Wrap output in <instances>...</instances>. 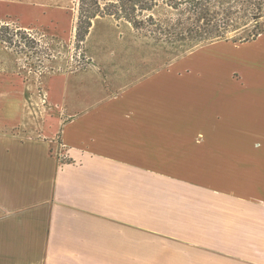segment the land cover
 Wrapping results in <instances>:
<instances>
[{
	"label": "crops",
	"instance_id": "obj_1",
	"mask_svg": "<svg viewBox=\"0 0 264 264\" xmlns=\"http://www.w3.org/2000/svg\"><path fill=\"white\" fill-rule=\"evenodd\" d=\"M56 10L0 0V25L45 45ZM123 31L94 19L87 67L35 81L0 43V264H264V50L204 86Z\"/></svg>",
	"mask_w": 264,
	"mask_h": 264
},
{
	"label": "rangeland",
	"instance_id": "obj_2",
	"mask_svg": "<svg viewBox=\"0 0 264 264\" xmlns=\"http://www.w3.org/2000/svg\"><path fill=\"white\" fill-rule=\"evenodd\" d=\"M22 1L29 5L43 4L55 6V9H59L58 11L56 10L57 15L59 14V27L57 30L60 31L59 33L64 31V33L55 38L45 36V39H42L45 45H39L34 39L28 37L26 33L17 31L21 33V35L17 34L15 36L14 33H11L16 32L13 26L0 25V38H5L6 36V38H11L12 40L11 44L2 43L1 41L0 43L18 53H21V62L24 66V70L30 73V81H35L37 77L41 76L40 74L46 72L85 69L89 61H87L84 55V42L82 45H78L75 41L77 0ZM219 1L225 3L232 0ZM151 14L155 18L175 15L174 12L163 5L156 7ZM260 16V25L264 27V6L261 9ZM47 18V14L41 16L40 21L47 20ZM105 18L112 19L117 26L120 25L124 30L122 35L126 36L128 30L136 42L140 41V45L136 46L134 50L127 47V45H125V47H127L125 49H122L120 48V45H117V54H142V56L146 54V57H151L152 63L157 68L165 65H170L174 68H182L185 72L183 75L185 82L197 81L196 83L203 84L204 86H210L212 83L216 82V79H213V76L210 75L209 72L213 70L215 73L217 69H226V63L234 56L238 54H251L256 51L264 50V37L260 39L258 43L254 44L253 47L233 48L231 45L224 43L228 42L234 44L231 41H216V43L212 42V44L205 43L196 45L184 43L170 46L163 43H157L152 39L134 33L132 28L122 20L116 21L111 17ZM253 24L254 23L249 24L247 22L240 24L238 29L235 32H232V36L234 35L236 39H239L240 35L246 36V33L252 29ZM5 28L8 29V32H5ZM100 30H108V26L101 21L97 23L95 34H98ZM22 38H24V40ZM26 43H30V48ZM109 45L113 46V42L110 41ZM200 68L201 70H204L202 75H191L193 74L192 72H195ZM228 69L229 68H227V70ZM39 72L41 73L39 74ZM34 73L36 74L35 76L32 75ZM180 76L182 75H179V77ZM222 77V83L225 82L224 84H228V82H230L228 75L225 77L223 75ZM231 78L234 80L238 79L234 73L231 75Z\"/></svg>",
	"mask_w": 264,
	"mask_h": 264
},
{
	"label": "trees",
	"instance_id": "obj_3",
	"mask_svg": "<svg viewBox=\"0 0 264 264\" xmlns=\"http://www.w3.org/2000/svg\"><path fill=\"white\" fill-rule=\"evenodd\" d=\"M159 5L175 15L153 17L152 11ZM263 6L264 0H77L75 41L83 44L94 19L111 17L126 22L142 37L170 46L216 41L242 44L264 33L260 25ZM244 22L254 23L252 29L236 39L232 32ZM4 30L8 32L7 28ZM11 33L21 35L17 31ZM0 41L11 44L12 40L5 36ZM27 45L30 48V43Z\"/></svg>",
	"mask_w": 264,
	"mask_h": 264
},
{
	"label": "built area",
	"instance_id": "obj_4",
	"mask_svg": "<svg viewBox=\"0 0 264 264\" xmlns=\"http://www.w3.org/2000/svg\"><path fill=\"white\" fill-rule=\"evenodd\" d=\"M57 157H58V158H63L64 155H63V154H57Z\"/></svg>",
	"mask_w": 264,
	"mask_h": 264
}]
</instances>
